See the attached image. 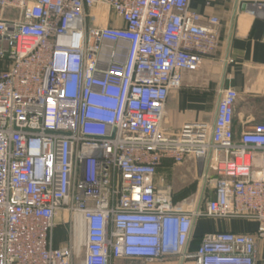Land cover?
Returning <instances> with one entry per match:
<instances>
[{
    "label": "built area",
    "instance_id": "2783aa9c",
    "mask_svg": "<svg viewBox=\"0 0 264 264\" xmlns=\"http://www.w3.org/2000/svg\"><path fill=\"white\" fill-rule=\"evenodd\" d=\"M238 3L264 20V0ZM218 23L190 0H0V264L257 263L264 122L235 137L238 94L225 88L210 126L164 127ZM188 156L202 168L201 206L156 180L164 159ZM200 218L256 229L206 233L189 253Z\"/></svg>",
    "mask_w": 264,
    "mask_h": 264
},
{
    "label": "crops",
    "instance_id": "0c3cea01",
    "mask_svg": "<svg viewBox=\"0 0 264 264\" xmlns=\"http://www.w3.org/2000/svg\"><path fill=\"white\" fill-rule=\"evenodd\" d=\"M190 8L204 19H218L217 46L211 55L203 58L197 71L183 73L181 87L167 99L164 127L167 132L175 133L184 123L202 122L210 126L220 91L233 88L238 94L232 119V130L237 137L251 125L264 122V20L253 16L238 0H190ZM201 171V165L192 156L180 165L164 159L157 169L156 180L163 179L172 188L174 202L184 201L193 206L201 194ZM255 229L254 221L200 218L195 222L187 251L195 252L206 233L249 234ZM56 244L59 245L57 237ZM258 248L256 264H264L263 241ZM163 263L191 264L177 258Z\"/></svg>",
    "mask_w": 264,
    "mask_h": 264
},
{
    "label": "rangeland",
    "instance_id": "374dc122",
    "mask_svg": "<svg viewBox=\"0 0 264 264\" xmlns=\"http://www.w3.org/2000/svg\"><path fill=\"white\" fill-rule=\"evenodd\" d=\"M194 204L201 206L202 202H198V203L196 202ZM55 231H56L55 233L57 237V243L59 245H64L65 243H67L68 236H67V232L65 231V229L57 225ZM116 264H164V263L163 262L146 263V262L137 261V260H121L117 262Z\"/></svg>",
    "mask_w": 264,
    "mask_h": 264
},
{
    "label": "water",
    "instance_id": "95a60500",
    "mask_svg": "<svg viewBox=\"0 0 264 264\" xmlns=\"http://www.w3.org/2000/svg\"><path fill=\"white\" fill-rule=\"evenodd\" d=\"M244 8V7H243ZM245 9V8H244Z\"/></svg>",
    "mask_w": 264,
    "mask_h": 264
}]
</instances>
